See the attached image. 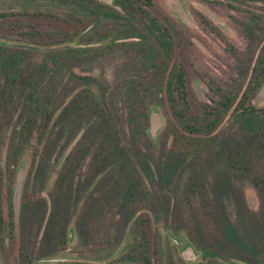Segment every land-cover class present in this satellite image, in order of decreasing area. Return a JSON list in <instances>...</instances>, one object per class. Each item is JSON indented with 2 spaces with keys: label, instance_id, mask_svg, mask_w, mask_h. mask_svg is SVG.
<instances>
[{
  "label": "rangeland",
  "instance_id": "1",
  "mask_svg": "<svg viewBox=\"0 0 264 264\" xmlns=\"http://www.w3.org/2000/svg\"><path fill=\"white\" fill-rule=\"evenodd\" d=\"M247 6L249 0H153V13L174 30L197 112L216 100L209 83L238 92L251 79L264 37L247 36ZM107 23L71 1L0 0V43L53 46ZM93 36L94 43L123 37ZM85 41L83 33L74 39ZM41 62V52L25 62L30 83L14 95L0 90V264H144L134 256L147 236L153 264H264V187L254 185L264 177L261 139L227 120L204 155L183 162L164 135L162 102L148 100L147 124L133 119L138 104L126 97V82L138 58L121 51L71 61L59 74L52 67L39 89L38 117L19 137ZM250 102L264 109V81ZM120 147L140 177L132 194Z\"/></svg>",
  "mask_w": 264,
  "mask_h": 264
},
{
  "label": "trees",
  "instance_id": "2",
  "mask_svg": "<svg viewBox=\"0 0 264 264\" xmlns=\"http://www.w3.org/2000/svg\"><path fill=\"white\" fill-rule=\"evenodd\" d=\"M71 1L82 9L91 20H106L102 28L87 33L90 26L78 30L76 34L65 35L53 45L46 47H19L8 43H0V90L14 95L19 86L30 82L25 77V62L36 53H42L40 76L36 84H32L27 96L25 123L21 126L18 136H22L38 117L40 109L39 89L45 85L47 75L52 67L56 74L71 61L107 55L114 51L132 54L138 58L136 72L127 80V96L133 105V119L148 123V100L162 102L167 110V123L164 135L172 140V151L185 163L204 155L216 142L224 123L232 121L242 134L259 138L264 142V109L256 108L250 102L253 93L264 81V43L252 68L251 79L243 90L225 92L217 85L209 83L210 90L216 96L211 104H206L202 111L193 109L187 91L186 69L177 59L176 42L173 28L165 20L153 13V0H114L113 5L98 0H62ZM244 4L245 0H232ZM245 13L249 23L245 31L249 38L255 32L264 37V19L262 17L264 0H249ZM233 5V4H230ZM118 34L121 40L108 43H94L95 34L106 36ZM84 34L85 43L74 42L77 35ZM68 34V32H66ZM72 75L86 84L93 81L92 77ZM117 77H120L117 75ZM49 79V76H48ZM103 100V98H102ZM157 100V101H155ZM53 114L47 115L46 125ZM123 169L122 178L129 183L132 194L141 183L138 172L126 148H119ZM257 188L264 187V177L254 180ZM261 190V189H260ZM264 204V190H261ZM263 193V194H262ZM264 219V209H263ZM5 224L2 201L0 199V230ZM150 238L147 236L135 253L134 260L144 264H153V251ZM64 264V263H58ZM77 264V263H70Z\"/></svg>",
  "mask_w": 264,
  "mask_h": 264
},
{
  "label": "water",
  "instance_id": "3",
  "mask_svg": "<svg viewBox=\"0 0 264 264\" xmlns=\"http://www.w3.org/2000/svg\"><path fill=\"white\" fill-rule=\"evenodd\" d=\"M13 45L19 46V47H36L34 45L20 44V43H13ZM14 202H15V197H14Z\"/></svg>",
  "mask_w": 264,
  "mask_h": 264
}]
</instances>
